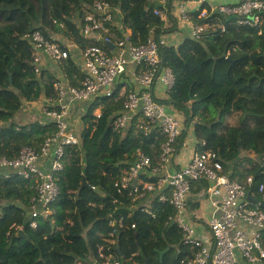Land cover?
I'll list each match as a JSON object with an SVG mask.
<instances>
[{
    "label": "trees",
    "instance_id": "16d2710c",
    "mask_svg": "<svg viewBox=\"0 0 264 264\" xmlns=\"http://www.w3.org/2000/svg\"><path fill=\"white\" fill-rule=\"evenodd\" d=\"M96 1L0 0V157L13 160L23 148L39 150L57 132L52 122H13L24 103L56 100L59 79L44 66L35 72L34 50L25 36L40 31L59 41L51 30L82 48L94 44L82 39L77 24ZM105 1L121 9L125 31L135 42L146 41L151 29L177 31L171 4L166 30V21L153 16L158 0ZM210 1L193 14V24L206 26L201 39H193L188 27L183 42L163 53L176 77L165 104L185 116L188 132L179 140L181 147L191 129L200 150L218 153L232 179L253 177L251 192H256L264 184V33L238 25L235 17L210 13ZM233 4L238 3L223 5ZM204 9L209 16L200 19ZM59 70L60 78L80 87V63L70 57ZM121 108L109 98L88 106L82 146L66 148L64 169L57 175L60 196L48 217L35 219L37 228L30 226L36 181L0 172V264H104L110 256L120 264H183L194 258L196 250L184 245L182 231L169 221L175 214L169 203L153 201L148 215L115 188L138 149L157 166L165 142L160 133L145 137L136 125L126 133L113 132L112 116ZM84 179L89 188L81 190Z\"/></svg>",
    "mask_w": 264,
    "mask_h": 264
},
{
    "label": "built area",
    "instance_id": "2783aa9c",
    "mask_svg": "<svg viewBox=\"0 0 264 264\" xmlns=\"http://www.w3.org/2000/svg\"><path fill=\"white\" fill-rule=\"evenodd\" d=\"M205 3L207 1L158 0L153 16L167 21L171 4L176 21L189 27L191 37L198 41L206 32V26L193 24V14ZM209 5L210 13L235 17L238 25L264 33V0ZM208 16L206 9L199 14L200 19ZM77 25L82 39L94 44L82 48L68 40L56 42L45 38L40 31L25 36L34 50L37 74L47 60L59 66L72 57L80 63L84 75L80 87L60 77L54 83L56 100L48 99L44 115L47 123L56 125L57 132L39 150L23 148L13 160L0 157V172L4 175L14 173L36 181L30 226L37 228L35 219L48 217L60 196L57 175L64 169L66 148L82 146V131L69 122L68 112L77 104L88 108L101 98H109L122 105L112 116L113 132L126 133L136 125L145 137L152 134L156 137L157 133L165 137L157 166H153L144 150L136 151L132 164L115 182L118 193L127 196L136 209L148 215H151L153 201L169 203L175 211L169 221L182 231L184 245L196 250L194 258L183 264H260L264 260V184L251 192L253 177L244 182L232 179L225 173L219 154L203 149H192L184 154L180 169L173 168L182 152L179 140L188 132V127L185 116L165 104L176 85L173 71L164 62L163 53L171 47L168 33L151 29L146 41L135 42L125 31L121 9L105 0L94 2ZM170 26L166 24L164 29ZM117 31L123 33L121 37ZM105 44H112L113 48ZM101 109L96 111L97 119L102 116ZM205 145L203 142L202 146ZM194 188L199 192L193 193ZM204 203L210 209L205 224L192 209L193 204L201 207ZM199 226L204 228L205 237L201 236ZM112 261L114 257L110 256L104 264H112ZM114 264L120 262L115 259Z\"/></svg>",
    "mask_w": 264,
    "mask_h": 264
},
{
    "label": "crops",
    "instance_id": "0c3cea01",
    "mask_svg": "<svg viewBox=\"0 0 264 264\" xmlns=\"http://www.w3.org/2000/svg\"><path fill=\"white\" fill-rule=\"evenodd\" d=\"M218 1H222L221 4H216ZM218 1L216 3H215V0L210 1L209 4H211V5H223V4L239 3L242 0H218ZM174 20L176 21L175 18H174ZM176 22H177V24H176V30L177 31L168 33V36L170 38V44L178 47L183 42V40L186 36V32H187L186 29H188V27L185 25H182L181 23H178V21H176ZM166 24L171 25V24H169L168 20L166 21ZM44 69L51 70L53 73H56L59 77L62 76L61 70H59V66L54 64L50 60H47L46 64H44ZM86 111H87V107L85 104H77L73 108H71V110L68 112L67 119L69 120V122L72 123V125L79 127L80 119L83 117V113L85 114ZM41 122L47 123V120L41 121ZM82 131H83V129H82ZM184 146L186 147V149H184ZM192 149L200 150L198 145H197V141L195 142V138L193 136V133L191 132V134H189V136H187V138L185 139V141L183 143V147L181 149L182 152L177 157L176 164L173 167L174 170L180 169L179 162L183 161L184 154L185 155L188 154ZM250 157L253 158L254 156L250 155ZM171 171H173V170H171ZM192 209H194L195 214L199 215L203 219L204 224H205L206 220H208L210 217L209 207L205 203L201 207L198 204H193ZM199 230H200L201 236L205 237L206 232H204V228L202 226H199Z\"/></svg>",
    "mask_w": 264,
    "mask_h": 264
},
{
    "label": "rangeland",
    "instance_id": "374dc122",
    "mask_svg": "<svg viewBox=\"0 0 264 264\" xmlns=\"http://www.w3.org/2000/svg\"><path fill=\"white\" fill-rule=\"evenodd\" d=\"M217 1L218 0H215V3ZM221 2L222 1H218L216 4H221ZM49 34L52 35L54 40H59L60 42L61 41L63 42V40L64 41L66 40V38L61 39V37L58 36V34H56L54 31L49 30ZM48 104H49L48 98H43V100L39 101L38 103H24L23 109L19 113L16 114L13 122L17 123L18 125H28V124H32L35 122L45 121L46 118L44 115V111L46 110ZM84 115L85 114L83 113V116ZM82 129H83V124H82V118H81L78 131L80 132L82 131ZM89 262H92V260L89 259Z\"/></svg>",
    "mask_w": 264,
    "mask_h": 264
},
{
    "label": "water",
    "instance_id": "95a60500",
    "mask_svg": "<svg viewBox=\"0 0 264 264\" xmlns=\"http://www.w3.org/2000/svg\"><path fill=\"white\" fill-rule=\"evenodd\" d=\"M194 1H200V2H206V1H208V0H194ZM105 46L107 47V48H110V49H112L113 48V45L112 44H105ZM85 188H89V185L87 184V182H86V180L84 179L83 180V184H82V188H81V190H83V189H85ZM97 192H99V193H101V191L99 190V189H95ZM102 194V193H101ZM19 234H21L22 235V237H24V238H26L27 240H28V238L24 235V233L21 231ZM117 250L119 251V247L117 248ZM165 253L166 252H164V253H161V256H164L165 255ZM145 264H147V261L145 260Z\"/></svg>",
    "mask_w": 264,
    "mask_h": 264
}]
</instances>
